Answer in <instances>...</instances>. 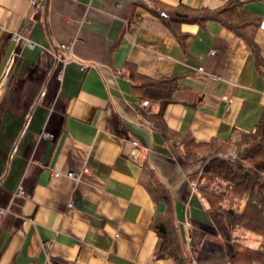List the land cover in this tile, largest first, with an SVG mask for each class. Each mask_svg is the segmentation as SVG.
Instances as JSON below:
<instances>
[{"label":"crops","instance_id":"0c3cea01","mask_svg":"<svg viewBox=\"0 0 264 264\" xmlns=\"http://www.w3.org/2000/svg\"><path fill=\"white\" fill-rule=\"evenodd\" d=\"M229 1L0 0V264H176L157 255L153 223L166 204L152 172L174 199L191 263L230 264L247 232L209 207L192 177L199 161L141 116L127 68L178 80L164 112L170 129L239 141L264 113V0H238L255 20L245 33L260 57L218 20L169 26L163 17ZM61 43L71 46L66 63Z\"/></svg>","mask_w":264,"mask_h":264},{"label":"trees","instance_id":"16d2710c","mask_svg":"<svg viewBox=\"0 0 264 264\" xmlns=\"http://www.w3.org/2000/svg\"><path fill=\"white\" fill-rule=\"evenodd\" d=\"M163 17L169 20V26H172V22L178 26L181 22L218 20L240 35H245L255 56L260 57L259 48L252 36L245 33L248 24L255 20L246 17L238 0H231L214 9L197 10L185 5L169 7L163 12ZM174 30L176 31L175 28ZM127 68L135 96L140 101L137 109L141 116L163 141L181 144L189 162L203 159L198 170L203 180V184L199 185V192L209 207L224 211L233 233L248 230L264 237V113L254 130L244 131L239 141L212 139L209 142H198L189 132L179 133L170 129L164 118L166 106L175 101L174 93L180 87L178 80L171 77L150 78L140 74L133 65H128ZM141 103H147L148 106H142ZM151 103H159V109L150 112ZM231 151L234 156H224ZM150 177L155 197L166 204V212L157 214L153 223L162 239L157 255L170 257L176 264H192L174 217V199L169 189L157 180L154 172ZM214 183L224 186V190L210 188ZM242 198L245 202L241 208ZM234 245L235 252L229 259L230 264H264V242L259 247H252L235 238Z\"/></svg>","mask_w":264,"mask_h":264},{"label":"built area","instance_id":"2783aa9c","mask_svg":"<svg viewBox=\"0 0 264 264\" xmlns=\"http://www.w3.org/2000/svg\"><path fill=\"white\" fill-rule=\"evenodd\" d=\"M41 1H42V0H33V4H35L36 6H39V4H40ZM260 27L264 29V22L261 23ZM13 39H15V40H19V39H21V36H20L19 34H13ZM31 45H32V44H31ZM59 48L62 49V50H64V51H66L65 56H64L63 58H61L62 61H63L64 63H66V62L69 61L70 58H71V56H70V55H71V49H70L71 46H70L68 43H61V44L59 45ZM57 55H58V54H57ZM58 57H59V56H58ZM199 69L202 70L203 68L201 67V68H199ZM62 76H63V72H61L60 75H59V79H60V80H62ZM134 144H138V142H137V141H134ZM89 171H90L89 168L84 167V169H83L82 172L86 173V172H89ZM59 175H61V173H60L59 171H57V170H53V172H52V176H54V177H58ZM67 176H69V177H71V178L77 180V179H79L80 174L70 171V172L67 173ZM222 189H223V188H222ZM17 194H23V189H22V188H19V190L17 191ZM69 204L72 205L73 202H70ZM0 219H1V216H0ZM49 247H50V244H49V243L45 244V248H49Z\"/></svg>","mask_w":264,"mask_h":264},{"label":"rangeland","instance_id":"374dc122","mask_svg":"<svg viewBox=\"0 0 264 264\" xmlns=\"http://www.w3.org/2000/svg\"><path fill=\"white\" fill-rule=\"evenodd\" d=\"M233 151L229 152L228 154H225L224 156H228V155H233ZM234 156V155H233ZM203 161V159L201 158L199 160V163L201 164ZM193 179L195 180V186L199 187V185L201 186L203 184V180H201L200 178V172L196 171L193 175H192ZM224 186L220 185V184H217V183H214L211 185L210 188H215L217 190H223ZM227 204V203H225ZM244 205V204H243ZM242 205V207H243ZM241 207V208H242ZM243 232H247L248 234V237L247 239H245V243H247L248 245H251L253 247H258L260 246L259 244H261V242H264V237H260L258 236L257 234L253 233V232H250L248 230H242Z\"/></svg>","mask_w":264,"mask_h":264}]
</instances>
